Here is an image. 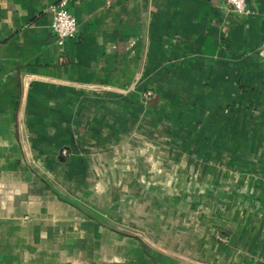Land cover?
<instances>
[{"label":"crops","instance_id":"1","mask_svg":"<svg viewBox=\"0 0 264 264\" xmlns=\"http://www.w3.org/2000/svg\"><path fill=\"white\" fill-rule=\"evenodd\" d=\"M59 1L0 0V264H264V0H65L57 39ZM155 148L208 196L158 248L88 214L112 156L154 193Z\"/></svg>","mask_w":264,"mask_h":264},{"label":"rangeland","instance_id":"2","mask_svg":"<svg viewBox=\"0 0 264 264\" xmlns=\"http://www.w3.org/2000/svg\"><path fill=\"white\" fill-rule=\"evenodd\" d=\"M160 151L161 148H155L154 161L152 160L153 168L157 172V169H161L163 166L164 172L161 174L160 171L157 176H154V193L148 192L147 195L145 193L136 195L135 192L139 190V185L145 184L142 181L146 180L147 171L151 169V156L131 158V163H128L130 160L112 162L113 156L106 160L107 175L104 183L107 192L106 194L99 193L98 196L96 191H91V202L88 208L91 218H102L101 224L106 232H121L141 239L146 247L158 248L178 243L177 241H168L167 235L193 233L194 226H199L197 222L195 223L196 220L191 217L193 216L194 202L207 200L208 196L202 197L199 193L188 192L193 186H197L193 184L194 179H190L192 171L189 172L187 167L183 170L184 165L179 167V158L175 157L177 152L170 153V162L166 161V164L161 165L164 161L161 159ZM67 154L68 152L65 155ZM182 163L184 162L182 161ZM114 164L122 175L130 173L135 177L123 176L124 183L121 189L117 184L122 175L110 174L108 171V167H112ZM136 164V169L131 168ZM204 181L208 183L209 178L206 177ZM202 185L204 184H198V186ZM75 201H79V198ZM197 211L201 212L199 209Z\"/></svg>","mask_w":264,"mask_h":264},{"label":"built area","instance_id":"3","mask_svg":"<svg viewBox=\"0 0 264 264\" xmlns=\"http://www.w3.org/2000/svg\"><path fill=\"white\" fill-rule=\"evenodd\" d=\"M253 0H225L226 8L237 16L248 15L249 3ZM52 19L50 28L57 39L73 38L77 32V19L66 8L65 0H60L57 4L51 6ZM257 55L264 60V42L256 51ZM151 92H146L145 96L149 97ZM68 150L63 149L62 154L65 155ZM220 236H217V238Z\"/></svg>","mask_w":264,"mask_h":264}]
</instances>
